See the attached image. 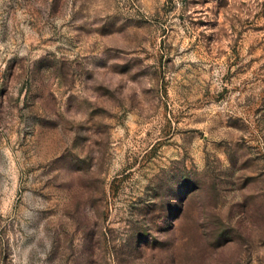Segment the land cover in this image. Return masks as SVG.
<instances>
[{
  "label": "rangeland",
  "instance_id": "rangeland-1",
  "mask_svg": "<svg viewBox=\"0 0 264 264\" xmlns=\"http://www.w3.org/2000/svg\"><path fill=\"white\" fill-rule=\"evenodd\" d=\"M0 264H264V0H0Z\"/></svg>",
  "mask_w": 264,
  "mask_h": 264
}]
</instances>
